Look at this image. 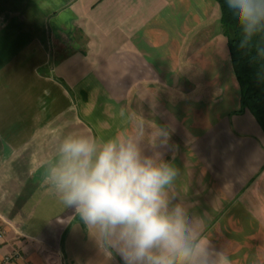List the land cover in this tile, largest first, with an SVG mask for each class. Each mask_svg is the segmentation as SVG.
I'll list each match as a JSON object with an SVG mask.
<instances>
[{
  "label": "crops",
  "instance_id": "1",
  "mask_svg": "<svg viewBox=\"0 0 264 264\" xmlns=\"http://www.w3.org/2000/svg\"><path fill=\"white\" fill-rule=\"evenodd\" d=\"M215 0H0V264H122L44 186L57 133L108 138L134 117L179 169L173 191L231 264H264V131ZM121 110L124 116H121Z\"/></svg>",
  "mask_w": 264,
  "mask_h": 264
},
{
  "label": "clouds",
  "instance_id": "2",
  "mask_svg": "<svg viewBox=\"0 0 264 264\" xmlns=\"http://www.w3.org/2000/svg\"><path fill=\"white\" fill-rule=\"evenodd\" d=\"M223 11L235 23L238 46L264 59V0H224ZM169 138L167 128L143 117H134L130 127L108 138L57 133L54 150L43 162L44 186L73 210L109 260L231 264L177 199L173 189L179 169L141 147L145 140L166 146Z\"/></svg>",
  "mask_w": 264,
  "mask_h": 264
},
{
  "label": "trees",
  "instance_id": "3",
  "mask_svg": "<svg viewBox=\"0 0 264 264\" xmlns=\"http://www.w3.org/2000/svg\"><path fill=\"white\" fill-rule=\"evenodd\" d=\"M220 8L219 24L227 39L234 75L240 90V109H247L264 131V59L238 46V31L227 11L224 0H215Z\"/></svg>",
  "mask_w": 264,
  "mask_h": 264
}]
</instances>
